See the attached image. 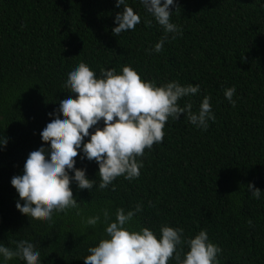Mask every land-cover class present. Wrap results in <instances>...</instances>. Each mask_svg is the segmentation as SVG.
I'll return each mask as SVG.
<instances>
[{
    "label": "trees",
    "instance_id": "16d2710c",
    "mask_svg": "<svg viewBox=\"0 0 264 264\" xmlns=\"http://www.w3.org/2000/svg\"><path fill=\"white\" fill-rule=\"evenodd\" d=\"M127 3L141 23L114 36L123 11L116 0H0V137L7 139L0 147V243L15 250L16 242L31 241L42 264H84L88 249L105 238L102 210L112 222L118 208L142 204L131 230L146 227L159 239L167 225L182 228L184 240L206 230L222 249L219 264H264V0H175L170 22L183 34L174 40L169 34L162 51L151 54L164 31L139 0ZM81 62L97 77L102 69L119 74L130 66L156 86L199 85V94L179 104L190 102L197 112L210 96L215 120L203 130L183 114L169 118L163 142L137 158L144 165L139 178L118 177L114 190L98 188L97 163L78 153L75 167L87 170L94 188L72 183L79 209L54 214L49 224L17 210L11 179L23 174L32 151L48 147L40 133L55 118L50 113L60 114L59 101L75 98L64 82ZM231 87L235 107L224 96ZM250 184L262 192L259 199ZM96 215L101 223L84 227L82 220ZM181 248L183 259L189 249ZM174 257L168 264H177Z\"/></svg>",
    "mask_w": 264,
    "mask_h": 264
},
{
    "label": "clouds",
    "instance_id": "9594fccd",
    "mask_svg": "<svg viewBox=\"0 0 264 264\" xmlns=\"http://www.w3.org/2000/svg\"><path fill=\"white\" fill-rule=\"evenodd\" d=\"M139 3L164 31L154 48L147 50L149 54L160 53L169 34L173 40L183 34L182 28L170 22L175 0H139ZM121 6L123 11L115 16L114 36L134 31L141 23L140 15L127 0H116V7ZM145 23L151 26L152 21ZM64 84L75 98L64 96L59 101L60 114H49L55 118L40 133L48 147L32 151L24 164L23 174L11 179L19 196L17 210L49 224L54 214L66 215L70 209H79L80 204L70 188L72 183L80 190L91 192L94 188L95 180L86 177L87 170L75 167L78 153L82 160L97 163L101 181L98 188L103 190L113 185L118 177L123 176L130 182L139 178L144 165L137 158L144 156L145 149L151 150L154 144L163 142V129L169 118L178 121L183 114L192 125L203 130H207L209 121L215 120L210 96L203 98L197 112L192 111L190 102L183 107L179 104L182 98L199 94V85L182 86L172 81L156 86L155 82L142 80L130 66H124L119 74L115 69H102L97 77L81 62L67 73ZM235 93V87L224 91L233 107ZM101 122L103 127L99 126ZM90 129H94L91 134ZM85 138H88L86 143ZM6 144L7 139L0 137V147ZM249 190L256 199L260 198L259 189L250 184ZM142 209V204L127 212L118 208L112 222L108 210H102L103 223L108 225L105 238L88 249L90 254L84 258V264H168L174 253L177 264H219L217 257L222 249L210 241L206 230L187 240L182 239V228L167 225L160 228L159 239L146 227L131 230L130 222ZM82 223L84 227H95L101 223V216L88 217ZM184 244L189 251L182 259V248L178 250V246ZM13 258L25 264H42L36 245L28 240L16 242L15 250L0 243V264H8Z\"/></svg>",
    "mask_w": 264,
    "mask_h": 264
}]
</instances>
